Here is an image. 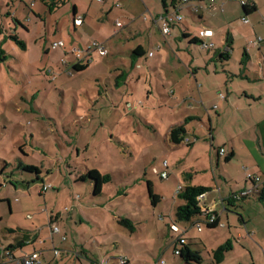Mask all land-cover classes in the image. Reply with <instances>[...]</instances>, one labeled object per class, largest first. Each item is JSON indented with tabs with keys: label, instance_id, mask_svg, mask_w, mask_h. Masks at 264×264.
<instances>
[{
	"label": "rangeland",
	"instance_id": "374dc122",
	"mask_svg": "<svg viewBox=\"0 0 264 264\" xmlns=\"http://www.w3.org/2000/svg\"><path fill=\"white\" fill-rule=\"evenodd\" d=\"M248 1L256 10L244 19L241 0H189L178 10L181 22L164 35L160 0H0V245L7 246L20 230H28L35 239L13 250L15 259L0 258V264H23L18 259L34 251L45 264H122L120 258L124 264H185L173 252L179 236L187 243L194 241L190 248L200 252L202 264H213L210 248L228 239L232 247L219 264H264V220L255 224L250 242L240 239L237 234H244V227L239 207L223 213L215 228L201 223L203 237L192 222H177V232L169 227L182 203L176 189L188 178L194 185L209 184L212 172L220 173L225 176L218 179L220 187L227 193L229 188L237 191L243 185L241 173L247 174L242 162L257 159L241 152L225 161L227 138L232 134L238 143L241 129L233 117L214 122L213 109L211 124L205 110L203 121L188 119L185 124L188 136L208 151L209 126L213 129V171L208 159L193 162L189 146L167 143L169 127L181 120L178 113L186 108L184 103L176 108L172 84L194 82L193 66L204 70L208 64L213 72L216 65L232 78L246 65L253 70L255 64H264V42H256L264 40V0ZM74 7L85 18L76 28ZM167 12L175 11L169 6ZM14 14L28 29L13 20ZM207 28L215 33L207 39L212 48L183 37L184 31L199 39V30ZM10 34H16L25 48ZM227 34L232 38L229 57L219 60L215 51L227 49ZM60 41L63 45L52 46ZM95 42L106 55L93 47ZM138 44L145 55L135 57L132 50ZM73 47L81 56L71 51ZM244 52L251 61L242 58ZM76 61L85 68L75 70ZM234 81L248 82L240 77ZM181 92L175 98L182 97ZM217 148L225 151L218 169ZM164 160L168 177L161 179L153 168L163 170ZM26 164L38 167L39 173L23 169ZM88 169L110 176L98 194L91 180L80 179ZM147 182L159 197L155 204ZM43 185H49L45 192ZM217 194L208 191L201 203L211 204ZM247 210L256 212L252 205ZM50 215L55 221L49 222ZM122 217L130 218L135 229L121 225ZM197 219L204 220L191 221ZM54 227L59 232H52ZM6 228L18 231L7 233Z\"/></svg>",
	"mask_w": 264,
	"mask_h": 264
},
{
	"label": "crops",
	"instance_id": "0c3cea01",
	"mask_svg": "<svg viewBox=\"0 0 264 264\" xmlns=\"http://www.w3.org/2000/svg\"><path fill=\"white\" fill-rule=\"evenodd\" d=\"M197 1L200 2L201 0H197ZM7 15H11V14L8 12ZM77 17H80V16L77 15V10H76V14L75 15L73 14V17H72V22H73L72 25L74 28H76L77 26L83 25L85 21V18L83 16V17H80L81 23L75 24L74 19ZM12 18L14 21L21 23L20 18L16 17L15 14L12 16ZM175 24L176 23H174L173 26ZM22 25L26 29H28V26H26L25 24H22ZM0 27H2L1 24H0ZM3 28H5V26ZM208 30H211L212 35L209 37H202L204 38V40L213 39L215 36V33H213L212 29L209 28ZM200 31H203V30L201 29L199 30V35H200ZM0 33L2 34L3 30L0 29ZM138 45L141 51L143 52V54L145 55V50H144L143 45L142 44H138ZM215 52L216 53L214 56H216L219 52H222V49L218 48L216 49ZM247 56H248L247 59L251 61V57L248 54ZM213 58H210V60L213 61ZM75 63H79V62L76 61L74 62V64ZM190 65H193L192 61L190 62ZM253 67H254L253 70H249V67L246 65L243 67V69H240L239 75L232 74L231 75L232 78H230L229 76L230 73L228 71L223 70V68L219 70L218 66L216 65L213 67V72L210 70V67L208 64L204 70H202L201 66H198V65L193 66L191 73L194 77V80H195L194 82L192 80H189L188 83L185 82V83H182L181 85L177 84V82H174V84H172L174 85V88L171 91V94L173 95L172 99H175L177 101L176 108H180L182 106V103L186 105V108H185V111L178 113L179 114L178 117H182L181 120H179L176 124H171V127H169V130L174 126L184 124L185 122L187 123L188 119H193V120L199 119L200 121H203V116H202L203 110L206 111V114L208 116V122L210 124L213 122V119L211 117L212 113L210 111L212 109L216 113V116L214 117V122L220 119L226 121L233 117L234 120L237 121L236 123L239 129H241L240 132H237V137L239 139V142L237 143V141L234 138H232V134H230L229 138H227V143H229L230 146L227 147L228 149H227L226 154L228 155L230 152H232L233 153L232 157H235V156L240 157L236 153L241 154V152H244L247 155V157H250L249 155L256 157L257 159L253 162H246V163L242 162L241 168L242 170H246V173L251 172L257 175H262V173H264V85H261V83H263L262 81H264V64L261 65L260 67L255 64ZM235 77H240L242 79L245 78L248 80V82L247 81L246 82L237 81V83H235L234 81ZM169 80L170 78L167 79V82ZM170 83H171V80H170ZM194 85L196 86L197 91ZM177 91H182L181 92V95L183 94L182 97L178 96L175 98ZM220 93L224 94V98L219 97ZM187 97L188 99H191V100H188ZM204 104H207V106L205 107ZM172 108H175V106H173ZM187 125L184 126V129L186 132L184 137H189L187 134V129H188ZM209 127H210L209 151L207 150V146L205 144L201 145L200 143H195V141L197 140L196 137H189L190 139H192L191 143L189 144H185L184 142H181V144L189 146L188 148L189 154H191L193 162L197 159H202V158L208 159L209 168L211 169V171H213L214 161H213V153L211 150L213 148L212 141H213V138L215 139V137H214L213 129L211 128V126ZM169 130H168V133H169ZM168 142L171 145H176L170 142L169 138H168L167 143ZM219 149L220 148H217L215 150V158H216L215 168L216 169H218L219 167L221 157L225 155V151L223 154H220ZM253 157H250V158H253ZM200 167H202L201 172L206 171L205 161H202V163L200 164ZM191 168H195V166H192ZM196 171H200V170L196 167ZM212 173H213L212 180H209L211 181L209 182V184L208 183L204 184L200 182H197L198 184H196V185L210 187L209 191L218 192L216 198L212 201L211 204L207 206L202 204V206L207 208L209 211L214 212L217 216V220L220 223H221L223 213L230 212V209H235L236 207H239L241 210H240V214H237V215L239 216L240 222L244 227V234L242 231H238L237 235L239 236L240 239L250 242L249 237L251 235L252 236L255 235V232H256L254 231L255 224L257 223V221H259V219L264 220V217H263L264 210L262 207L264 206V202L259 199V196H260L259 191L253 192L251 195L242 196L241 198H238V199L234 198L232 196L233 194L253 187L252 181L248 180L246 177L247 174L244 176L243 173H241L240 176H242L243 178V185L239 186L237 188V191H234L232 190V188H229L228 190L229 193H227V190L222 188V186L220 187L219 181H218L219 178L222 177L224 179L225 176H223L220 173L217 174L216 176L214 172ZM240 176H238V178H240ZM188 180L189 181H187L186 184L194 185L192 182L193 180L191 178L190 179L188 178ZM203 197L204 195H202V197L200 198L202 199ZM237 202H238V205H236ZM249 205H252L253 207H255L256 212L252 213L248 211L247 206ZM199 217L203 219L202 216H199ZM225 218H226V221H229V216L227 214ZM53 221H55V218H53L52 222ZM200 221L204 223L205 226L207 227V224L205 222H203L202 220ZM190 222H192V225H193V221H190ZM227 226H228V222H227ZM177 227L179 231V226L177 225ZM199 232H200V237H203L202 228ZM188 241L189 243H194L193 240H188ZM210 249H213V248H210ZM75 257L79 258L77 253H75ZM41 264H45V263L41 262Z\"/></svg>",
	"mask_w": 264,
	"mask_h": 264
},
{
	"label": "trees",
	"instance_id": "16d2710c",
	"mask_svg": "<svg viewBox=\"0 0 264 264\" xmlns=\"http://www.w3.org/2000/svg\"><path fill=\"white\" fill-rule=\"evenodd\" d=\"M188 1L189 0H160L165 13H168L167 9L169 6L174 11H178L181 8V6L185 5ZM241 8L245 15L243 16V18L247 19L246 16L256 10V5L251 1L241 0ZM73 14L74 15L76 14L75 7L73 8ZM181 20H182V16L180 20L174 23H180ZM173 24L171 26H173ZM183 37H189V42L199 43L201 47L204 49H209L213 47V43H208L207 40H204V38H202L200 35L198 39L196 37H190L189 34L183 31ZM10 38L14 40L16 44H18L21 48L25 47L24 42L19 40L15 34H10ZM203 41L207 42L206 47L202 46ZM231 42H232V38L230 35L227 34L225 38V42H224V45L227 49L225 51L218 53L219 60L221 59L226 60L229 57L228 50H229V47H231ZM256 42L260 44L264 42V40L262 38H258ZM132 55H134L135 57L141 56L143 55V52L141 51L140 47L137 46L136 48L132 50ZM214 57L217 58L216 56ZM0 58H1V55H0ZM242 58H246V59L248 58L245 52L242 54ZM262 62L264 63V59ZM72 67L75 70H82L85 68V65L75 63L72 65ZM185 124L186 122L184 124L174 126L169 130L168 136H169L170 142H172L173 144H179L183 142V138L186 134L185 129H184ZM232 156H233V153L230 152L225 157V161H228ZM22 168L28 171H35L36 173H39V168L33 165H28V164L22 165ZM80 179L83 181L88 179L94 183L93 192L95 195L101 192L103 183L110 181V176L108 174L102 175L97 170H94V169H88L80 177ZM147 190H148V195L151 199L152 204H155L159 200V197L156 194H154V192L152 191V186L150 182H147ZM209 190H210V187L202 186V185L184 184V185L179 186V191L177 192V196L178 198L181 199L182 203L177 205V207L175 208V211H174L175 220L171 224H176L177 222H181V221L190 222L194 218L199 217L203 215L206 211H208L207 208L202 206L200 197H202V195H204ZM259 195H260L259 199L264 202V188H262ZM53 218H55L53 215L50 216L49 222H52ZM118 222L121 225H124L125 227L130 228V230L135 229V224L130 218L122 217L118 220ZM216 226L217 224L207 225L208 228H215ZM4 231L7 233H15L16 231H18V229L6 228L4 229ZM34 240L35 239L31 237V234L29 233L28 230H20V234L15 236L13 238V241L7 244V246L2 247L0 245V258L8 256V255H12L14 257L13 250L21 249L23 246H25L26 244L32 243ZM177 243L179 244V246L177 245ZM174 244H175L173 248L174 254L177 255L181 259V261L184 262L185 264H202L203 263V258L201 257L200 252L190 248V245H193L195 243H186V239H183L181 236H179L174 241ZM231 247H232V244L230 243V240L228 239L223 244L217 246L214 249H211L209 251V256L211 258L212 263L219 264L223 260L225 252ZM38 260H39L38 264H41L40 254L38 256Z\"/></svg>",
	"mask_w": 264,
	"mask_h": 264
},
{
	"label": "built area",
	"instance_id": "2783aa9c",
	"mask_svg": "<svg viewBox=\"0 0 264 264\" xmlns=\"http://www.w3.org/2000/svg\"><path fill=\"white\" fill-rule=\"evenodd\" d=\"M97 1H103V0H97ZM116 6H120V4L116 3ZM180 19H181V15L178 13V11H175L174 13H164L163 16L161 17V31H162V33L164 35L169 34L171 25ZM74 23L80 24L81 18L80 17L75 18ZM116 25L120 26V23L116 22ZM211 35H212L211 30L205 29L203 31H200L201 37H209ZM57 45H63V42L60 41L58 43H54L52 46H57ZM202 46L206 47L207 42L203 41ZM93 47L98 50L100 55H106L107 50L105 48H103L101 45H99L95 42L93 44ZM71 51H73L77 56H81V51L77 50L75 47H73ZM219 97L224 98V94L220 93ZM191 141H192V139H190L189 137L183 138V142L185 144H189V143H191ZM219 153L223 154L224 149L220 148ZM162 166L164 167V169L162 171L158 172V169L156 167L153 168V171L158 173L161 179H166L168 177V173L166 171V169L168 167V163L166 160H164L162 162ZM246 177L248 180L252 181L253 187L250 189H245L243 191H240L238 193L233 194L232 196L234 198L238 199V198H241L242 196L251 195L253 192H256V191L257 192L259 191V193H260L262 188H264V173H262V175H257L255 173L248 172ZM48 187H49V185H43L41 188V191L45 192L48 189ZM178 191H179V187L176 189V194ZM201 216L204 219L203 222H205L207 225H213V224L221 225V223L217 220V216L214 212H211L208 210ZM201 223L202 222L200 220H197V221L193 222V225L195 224L197 226V229L200 231L201 230ZM170 229L172 231H175V232L178 231V227L176 224H170ZM51 231L52 232H58L59 230L57 227H54L53 229H51ZM62 238L65 239L64 236ZM55 253L58 254L57 251H55ZM38 256H39L38 252L34 251L33 253H31L28 256H23L22 258H19L18 261L22 262L23 264H34V263L38 264L39 263ZM6 258H8L10 260L15 259L12 255H8V256H6ZM125 262H126V260L124 258L123 259L120 258V263L124 264ZM156 264H164V263H163V261H159Z\"/></svg>",
	"mask_w": 264,
	"mask_h": 264
}]
</instances>
